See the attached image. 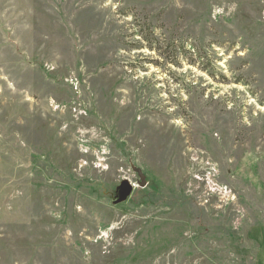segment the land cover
I'll use <instances>...</instances> for the list:
<instances>
[{"label": "rangeland", "instance_id": "1", "mask_svg": "<svg viewBox=\"0 0 264 264\" xmlns=\"http://www.w3.org/2000/svg\"><path fill=\"white\" fill-rule=\"evenodd\" d=\"M0 264H264V0H0Z\"/></svg>", "mask_w": 264, "mask_h": 264}, {"label": "water", "instance_id": "2", "mask_svg": "<svg viewBox=\"0 0 264 264\" xmlns=\"http://www.w3.org/2000/svg\"><path fill=\"white\" fill-rule=\"evenodd\" d=\"M136 172L140 179L139 186L142 188L145 187L147 184L145 175L141 170L136 169ZM133 192H134L133 184H131L130 181L128 180H124L123 182H121L120 186H118L117 190L115 191L118 198L115 201V204H121L123 202H126L132 196Z\"/></svg>", "mask_w": 264, "mask_h": 264}, {"label": "flooded vegetation", "instance_id": "3", "mask_svg": "<svg viewBox=\"0 0 264 264\" xmlns=\"http://www.w3.org/2000/svg\"><path fill=\"white\" fill-rule=\"evenodd\" d=\"M118 198H117V195H116V193H115V195L113 196V199L112 200H114V202L117 200Z\"/></svg>", "mask_w": 264, "mask_h": 264}]
</instances>
